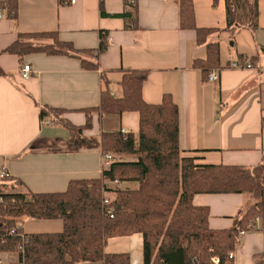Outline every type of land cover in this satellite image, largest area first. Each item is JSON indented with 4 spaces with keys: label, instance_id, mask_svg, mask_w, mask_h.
I'll list each match as a JSON object with an SVG mask.
<instances>
[{
    "label": "crops",
    "instance_id": "crops-1",
    "mask_svg": "<svg viewBox=\"0 0 264 264\" xmlns=\"http://www.w3.org/2000/svg\"><path fill=\"white\" fill-rule=\"evenodd\" d=\"M128 1V0H127ZM257 7L256 28L241 25L228 28L225 0H192L197 27L215 28L207 41L219 46V78L208 82L194 69L195 59L205 57L196 42L195 31L179 27L178 0H17V17L0 11V169L18 179L13 192L63 191L69 180L101 175L99 147L67 150V128L39 117L41 107L64 109L63 116L83 125L80 109L99 103L100 73L109 80L113 96L121 95L122 70L145 71L141 96L148 103H160L170 94L179 112V147L184 156L203 164L252 167L264 156V0H249ZM57 31L59 39L75 49L96 48L101 36L107 43L99 55V70H86L79 59L68 55L31 53L21 59L3 53L19 33ZM233 39V43L231 42ZM233 60L248 61L251 69H233ZM33 70L27 79L21 68ZM135 111L121 115L92 116L86 137L100 138L102 132L124 128L138 132ZM113 161H133L127 154H113ZM1 180V178H0ZM9 183V182H8ZM134 189L136 183L120 186ZM255 200L246 193H199L194 206L207 207L208 226L230 228L238 211ZM18 220L24 232V222ZM32 233H53L63 229L61 219L34 221ZM53 229V230H48ZM50 231V232H43ZM239 238V237H238ZM106 253H128L131 264H143L140 233L109 238ZM233 264H254L253 254L264 252V230L260 222L239 238ZM17 254V257L12 256ZM1 264H21L17 252L0 253ZM78 264H100L80 262Z\"/></svg>",
    "mask_w": 264,
    "mask_h": 264
},
{
    "label": "trees",
    "instance_id": "trees-1",
    "mask_svg": "<svg viewBox=\"0 0 264 264\" xmlns=\"http://www.w3.org/2000/svg\"><path fill=\"white\" fill-rule=\"evenodd\" d=\"M228 28H256L257 7L249 0H225ZM128 5V1L125 0ZM102 7V0H100ZM179 27L195 31L196 42L205 48V57L195 59L192 67L206 79L220 68L219 46L207 41L215 28L197 27L192 0H178ZM17 0H0V11L17 17ZM233 43V39L231 38ZM107 43L101 36L96 48L75 49L59 39L57 31L19 33L2 50L21 59L26 54L68 55L79 59L86 70H99L98 58ZM264 52V47L259 49ZM122 93L115 97L104 72L99 103L80 109L86 115L83 125H74L63 116L64 109L41 107L39 117L68 129L67 150L99 147L102 153L133 155V161L114 160L94 178L69 180L63 191L13 192L18 179L0 180V253L17 252L21 264H131L128 253H106L109 238L140 233L143 238V264H233L228 253L239 243L241 230L255 229L260 219L264 230V156L252 167L203 164L184 156L179 147V112L170 94L160 103H148L141 96L145 71L122 70ZM5 71L0 67V75ZM139 115L138 132H102L99 139L86 137L92 116ZM134 182V189L117 184ZM9 182V183H8ZM199 193H246L255 202L238 211L230 228L213 230L208 226L207 207L194 206ZM105 200H108L105 203ZM110 211V212H109ZM61 219L63 229L53 233H10L16 221ZM18 245H22L19 250ZM194 260V261H193ZM254 264H264V252L253 254Z\"/></svg>",
    "mask_w": 264,
    "mask_h": 264
},
{
    "label": "built area",
    "instance_id": "built-area-1",
    "mask_svg": "<svg viewBox=\"0 0 264 264\" xmlns=\"http://www.w3.org/2000/svg\"><path fill=\"white\" fill-rule=\"evenodd\" d=\"M132 5L135 4L136 0H128ZM164 1H168V0H164ZM75 0H69V3H74ZM229 67L230 68H233V69H251L253 68L251 63L248 62V61H239V60H233L229 63ZM33 70L31 68V66L29 64H24L21 68V77L23 79H27L31 76ZM219 78V70H212L211 72H209V74L207 75L206 77V81L208 82H216ZM121 132L122 133H127V131L122 128L121 129ZM113 161V155L111 153H102V162H101V166H102V170L103 169H108L110 164L112 163ZM8 176V173L7 171H5L4 169H0V178H3V177H6ZM113 183L117 184V185H120L118 183V181H114ZM108 200H105V203H107ZM110 212V211H109ZM258 222H260V219L257 217L255 219V224H257ZM20 224L18 221H16L14 227H12L10 229V233H16L17 230L20 229ZM249 231L247 230H241L239 232V238H243V236L248 233ZM18 248L19 250H22V245H18ZM228 257L230 259H233L234 258V252H229L228 253ZM0 264H1V261H0ZM213 264H218V260L217 259H214L213 261Z\"/></svg>",
    "mask_w": 264,
    "mask_h": 264
},
{
    "label": "rangeland",
    "instance_id": "rangeland-1",
    "mask_svg": "<svg viewBox=\"0 0 264 264\" xmlns=\"http://www.w3.org/2000/svg\"><path fill=\"white\" fill-rule=\"evenodd\" d=\"M107 183L109 184V185H114L115 183H113V182H111V181H107ZM118 187H121V188H125V186L123 185H117ZM34 221H38V220H36V219H30V218H25V220H24V222H25V224H24V232H27V233H32V232H37V231H30L31 229L29 228V227H27V225H33V223H36V222H34ZM48 230H53V229H48ZM43 232H50V231H43ZM12 256H14V257H17V254L15 253V254H13ZM0 258L4 261V262H6L5 261V259H4V257L2 256V255H0ZM2 264H5V263H2Z\"/></svg>",
    "mask_w": 264,
    "mask_h": 264
},
{
    "label": "bare ground",
    "instance_id": "bare-ground-1",
    "mask_svg": "<svg viewBox=\"0 0 264 264\" xmlns=\"http://www.w3.org/2000/svg\"><path fill=\"white\" fill-rule=\"evenodd\" d=\"M194 261V260H193Z\"/></svg>",
    "mask_w": 264,
    "mask_h": 264
}]
</instances>
